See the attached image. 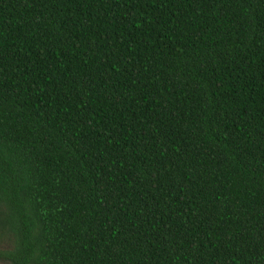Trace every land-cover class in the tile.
<instances>
[{
	"label": "trees",
	"instance_id": "16d2710c",
	"mask_svg": "<svg viewBox=\"0 0 264 264\" xmlns=\"http://www.w3.org/2000/svg\"><path fill=\"white\" fill-rule=\"evenodd\" d=\"M0 264H264V0H0Z\"/></svg>",
	"mask_w": 264,
	"mask_h": 264
}]
</instances>
